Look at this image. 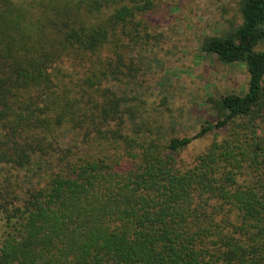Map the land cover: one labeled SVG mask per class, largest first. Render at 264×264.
<instances>
[{
    "label": "trees",
    "instance_id": "trees-1",
    "mask_svg": "<svg viewBox=\"0 0 264 264\" xmlns=\"http://www.w3.org/2000/svg\"><path fill=\"white\" fill-rule=\"evenodd\" d=\"M154 5L0 0V264H264V0H240V23L201 43L244 63L246 91L165 139L111 86L135 79L125 48L145 44Z\"/></svg>",
    "mask_w": 264,
    "mask_h": 264
},
{
    "label": "rangeland",
    "instance_id": "rangeland-1",
    "mask_svg": "<svg viewBox=\"0 0 264 264\" xmlns=\"http://www.w3.org/2000/svg\"><path fill=\"white\" fill-rule=\"evenodd\" d=\"M239 1L155 0V5L141 15L148 36L145 44L125 48L124 52L125 57H131L138 64L139 71L135 79L111 85L119 94L130 98L129 104L136 105L135 121L142 118L154 129L158 127L163 139L191 137L205 122H215L221 116L214 100L246 91L244 63L222 62L201 45L203 38L224 35L240 23ZM62 66L71 72L69 64ZM222 135L223 130L218 129L193 138L176 158L190 164L213 138L219 139ZM73 138L68 140L69 135L66 136L63 146L77 142L72 152H91L92 146H82L79 135ZM36 167L28 171L34 175L31 182L37 180ZM16 180L19 183V176ZM19 184L25 186L26 179L20 178ZM3 228L0 222V234Z\"/></svg>",
    "mask_w": 264,
    "mask_h": 264
}]
</instances>
